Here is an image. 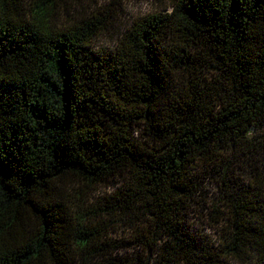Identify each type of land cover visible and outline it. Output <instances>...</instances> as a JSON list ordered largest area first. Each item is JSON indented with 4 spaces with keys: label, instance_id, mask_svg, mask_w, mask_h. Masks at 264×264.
<instances>
[{
    "label": "trees",
    "instance_id": "16d2710c",
    "mask_svg": "<svg viewBox=\"0 0 264 264\" xmlns=\"http://www.w3.org/2000/svg\"><path fill=\"white\" fill-rule=\"evenodd\" d=\"M168 1L0 0V264H264V0Z\"/></svg>",
    "mask_w": 264,
    "mask_h": 264
},
{
    "label": "rangeland",
    "instance_id": "374dc122",
    "mask_svg": "<svg viewBox=\"0 0 264 264\" xmlns=\"http://www.w3.org/2000/svg\"><path fill=\"white\" fill-rule=\"evenodd\" d=\"M118 2L121 3L124 12L119 13L120 20L114 23L115 28H112L107 35H101L99 37L100 42L105 46L111 44L112 41L110 38H112V40L117 39L119 33L124 31V29L135 19L143 15L150 14L158 10V8L163 5L169 4L168 0H98V5L103 7H113V5ZM206 188V191H208L209 195L216 191V186L211 183H206ZM205 213L206 208L203 211L201 219L197 217V215H192V226H194L199 233L206 234L211 238H215L213 236L214 234L212 233V229L209 226L210 221L206 217ZM124 235L127 236V232H125ZM123 251L132 252V249L125 248Z\"/></svg>",
    "mask_w": 264,
    "mask_h": 264
}]
</instances>
